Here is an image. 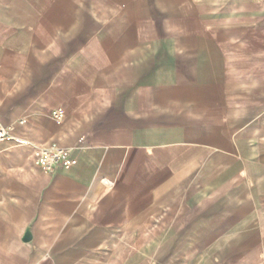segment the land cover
<instances>
[{
	"label": "crops",
	"instance_id": "crops-1",
	"mask_svg": "<svg viewBox=\"0 0 264 264\" xmlns=\"http://www.w3.org/2000/svg\"><path fill=\"white\" fill-rule=\"evenodd\" d=\"M254 25L264 0H0V264H264ZM52 142L76 164L38 168Z\"/></svg>",
	"mask_w": 264,
	"mask_h": 264
},
{
	"label": "built area",
	"instance_id": "built-area-1",
	"mask_svg": "<svg viewBox=\"0 0 264 264\" xmlns=\"http://www.w3.org/2000/svg\"><path fill=\"white\" fill-rule=\"evenodd\" d=\"M52 115L56 121H61L64 117L62 109H55ZM11 127L4 126L0 122V141L9 137ZM35 165L45 172H53L59 168H70L76 164V159L72 156L71 149L52 142L36 148L34 152ZM108 184V180H104Z\"/></svg>",
	"mask_w": 264,
	"mask_h": 264
},
{
	"label": "rangeland",
	"instance_id": "rangeland-1",
	"mask_svg": "<svg viewBox=\"0 0 264 264\" xmlns=\"http://www.w3.org/2000/svg\"><path fill=\"white\" fill-rule=\"evenodd\" d=\"M257 1V0H256ZM256 11V9H254ZM232 33H245L246 40L243 41V45H247L248 49H262L264 50V26L254 25L248 29L232 30Z\"/></svg>",
	"mask_w": 264,
	"mask_h": 264
},
{
	"label": "water",
	"instance_id": "water-1",
	"mask_svg": "<svg viewBox=\"0 0 264 264\" xmlns=\"http://www.w3.org/2000/svg\"><path fill=\"white\" fill-rule=\"evenodd\" d=\"M29 236H30V235H29V233L27 232L25 238H28Z\"/></svg>",
	"mask_w": 264,
	"mask_h": 264
},
{
	"label": "bare ground",
	"instance_id": "bare-ground-1",
	"mask_svg": "<svg viewBox=\"0 0 264 264\" xmlns=\"http://www.w3.org/2000/svg\"><path fill=\"white\" fill-rule=\"evenodd\" d=\"M181 111H182V110H181ZM181 111H180V112H181ZM212 116H213V114H212Z\"/></svg>",
	"mask_w": 264,
	"mask_h": 264
}]
</instances>
